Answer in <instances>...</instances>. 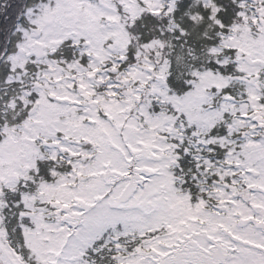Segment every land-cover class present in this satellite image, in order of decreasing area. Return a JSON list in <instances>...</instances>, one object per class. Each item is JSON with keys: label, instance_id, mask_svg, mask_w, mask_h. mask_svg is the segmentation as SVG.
<instances>
[{"label": "snow or ice", "instance_id": "1", "mask_svg": "<svg viewBox=\"0 0 264 264\" xmlns=\"http://www.w3.org/2000/svg\"><path fill=\"white\" fill-rule=\"evenodd\" d=\"M0 264H264V0H0Z\"/></svg>", "mask_w": 264, "mask_h": 264}]
</instances>
